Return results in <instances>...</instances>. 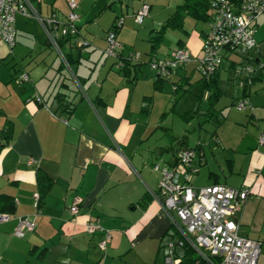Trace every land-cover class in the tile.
I'll use <instances>...</instances> for the list:
<instances>
[{"label":"crops","instance_id":"crops-1","mask_svg":"<svg viewBox=\"0 0 264 264\" xmlns=\"http://www.w3.org/2000/svg\"><path fill=\"white\" fill-rule=\"evenodd\" d=\"M75 1L80 15L78 35L63 43L64 53L55 49L43 24L33 17L16 16V37L24 36V42L16 41L10 48L0 38V194L10 198L0 200V214L10 215L6 221L0 220V264H163L166 243L180 237L175 223L179 221L174 212L162 208L156 196L160 175L153 164L172 163L178 150L187 145L173 148L167 157L166 148L152 139L162 126L154 127L149 116L156 101L168 103L165 85L170 83L171 90L177 92L181 83L189 87L194 72H199L196 59L202 55L211 9L204 20L182 11V27H169L161 33L162 25L183 0L166 16L157 14L159 18L149 16L152 6L143 0L149 4V19L140 28L133 24L144 20L137 23L133 16L142 3L129 13L128 4L123 9L122 0H116L118 5L115 0ZM33 2L41 17L55 15L51 30L58 35L56 27L66 18L69 0ZM110 2L113 14L103 19ZM184 14L195 20L191 30L186 27ZM118 17L123 20L117 30L121 47L119 55L113 57L104 49L107 31ZM36 24L38 34L44 35L38 40ZM261 27L264 14L256 21L254 47L259 57H255L254 47L225 50L222 64L212 77L205 78L199 72V95L208 92L203 112L216 124L215 143L198 144V170L190 178L195 187L222 183L248 191L232 216L240 236L259 241L256 264H264V145L258 143V135L264 132ZM97 28L99 35L93 33ZM168 31L178 32L176 44L160 54V49H152V40L162 34V42ZM37 44L46 51L54 50L57 62L43 53L38 62L25 61V51L32 52ZM176 47L187 49L192 60L168 77L156 76L147 65L149 58L168 57ZM132 52L141 53L140 62L120 66ZM63 54L74 61L73 71ZM225 59L228 69L223 77ZM243 71L231 88L233 109L225 116L224 108L218 106L221 88L232 77L229 73L236 77ZM22 73L29 76L28 81L20 79ZM216 92L220 96L213 105L215 121L207 112L209 97ZM240 98L249 101L245 109L234 106ZM184 112L180 115L188 121ZM163 129L171 138L169 128ZM7 130L9 134L5 135ZM38 172L50 179L49 184H39ZM201 175L205 183L198 186L196 181ZM75 201L79 212L73 215L69 207ZM19 216L33 218L36 223L22 237L14 234ZM88 222H97L110 232L104 250L98 246L102 231L88 232Z\"/></svg>","mask_w":264,"mask_h":264},{"label":"built area","instance_id":"built-area-1","mask_svg":"<svg viewBox=\"0 0 264 264\" xmlns=\"http://www.w3.org/2000/svg\"><path fill=\"white\" fill-rule=\"evenodd\" d=\"M68 5L66 18L57 25L59 34L55 35L51 30L55 26V15L41 17L33 0H0V38L12 48L16 42V16L33 17L43 24L51 44L61 53L57 44L58 38L75 37L79 30L80 15L76 11L78 3L69 0ZM210 9V28L203 38L202 55L196 59L197 69L205 78L212 77L220 68L223 51L251 49L256 45V21L264 14V0H212ZM148 12L149 4L143 2L134 14L135 21L141 23ZM122 22L121 17L116 18L107 31L104 53L108 56L119 55L121 44L117 40V30ZM80 44L78 42V45ZM140 56L141 53L132 52L124 62L137 64L140 62ZM191 60L187 49L176 47L168 57H150L147 65L156 76L168 77ZM124 62L119 65H125ZM20 79L28 81L29 76L22 73ZM35 97L40 100L38 95ZM248 105L246 98H240L234 103L239 110ZM258 143L264 145V132L258 135ZM195 157L196 148H180L172 163L153 164V169L160 175L156 196L162 208L168 213L174 212L179 221L175 223L180 237L170 239L166 243L163 264H180L177 248H182L184 243L197 254L198 260L195 264H200V261L208 264H256L260 243L255 239L240 236L238 223L232 216L246 200L248 191L222 183L193 186L190 178L198 170ZM69 210L73 215L79 212L77 201L70 205ZM9 218L7 213L0 214L2 221ZM35 226L33 218L19 216L14 234L22 237L26 230H33ZM85 229L90 233L102 231L103 238L98 246L104 250L111 237L110 232L103 230L97 222L86 223Z\"/></svg>","mask_w":264,"mask_h":264},{"label":"rangeland","instance_id":"rangeland-1","mask_svg":"<svg viewBox=\"0 0 264 264\" xmlns=\"http://www.w3.org/2000/svg\"><path fill=\"white\" fill-rule=\"evenodd\" d=\"M122 1H123V9L125 8L124 7L125 4H128L127 10L130 13L133 10V8L140 6L143 0H122ZM145 1L151 4L152 6L149 16L150 15L157 16L158 14L161 17L166 16L168 12H171V10H174L176 4H179L182 2V0H145ZM87 2H90V0H87ZM114 3H116L117 5L119 4L118 1L116 0ZM109 4L110 5H107L105 7L106 12L104 16L102 17L103 19H106L109 15L113 14L112 11L109 10L110 9L109 6H112L113 3L110 2ZM147 16L145 17L144 22L142 24L134 23L133 26L137 28L144 27L146 25V22L149 19ZM157 18L159 17L157 16ZM184 18L186 20V27L191 30L192 28L191 24H194L195 20L192 19L187 14H184ZM34 21L37 22L38 20H34ZM202 24L203 22L199 21V25H202ZM36 25H37L36 26L37 27L36 28L37 29L36 38L38 40V36L39 38L40 37L43 38L44 35L40 34L41 35L40 36L38 34V24ZM207 26H208L207 23H205L204 27H207ZM93 33H95L96 35H99L100 33L99 29L97 28L95 32ZM177 33L178 32L176 31L166 32V34L163 37V41L160 42L161 44L158 47H156L155 50L157 51L158 49H160L161 51L160 54L165 53V50L168 47L174 46L176 44V38H178ZM259 33L261 35V38H264V27H261V30L259 31ZM20 38H22L23 40ZM16 39H17L16 41H23V42L24 40H26L24 36L21 37L19 34L17 35ZM30 40L34 42V34L30 35ZM14 50L18 52L17 46L15 47ZM53 51H50V50L46 51L42 44H39V45L37 44V46L32 52L25 51L22 57H24L25 61L27 62H31V61L38 62V59L41 58V54L43 53L46 56L50 55V59L54 62H57L56 57H55L56 52L55 51L53 52ZM60 51L64 53L65 48L60 49ZM253 53L255 54V57H259L256 47H254ZM260 58L262 59V62H264V57H260ZM252 63L255 64L257 67L259 66V63L257 62H252ZM71 69L73 70V67ZM227 69H228V61L227 59H225L223 62V70L221 72L223 74V77L226 75ZM243 74H244V71L240 74L237 72L236 77H233L232 73H229V75L232 77H230V80L227 81V84L226 85L223 84V87L221 88L223 91V95L218 103V106L224 108L222 113L225 116H227L229 111H231L230 109H233V106L230 105V102H231V90H232L231 88L234 87V85L236 84L234 81L239 82V77H242ZM199 78H200L199 72L195 71L191 79L192 80L191 84H188L189 87L187 86V83H184V84L181 83L180 85L181 87H179L177 92H174L171 90L170 83L165 85V88H166L165 95L166 96L164 98L169 100L168 103H167V100H158V102L156 101L154 108L152 109V112L150 113V116H149L150 123H154L153 125L154 127L156 124H160L162 126V127L157 128V131L156 133H154L152 139L153 140L155 139L156 141L161 142V145H163V147L166 148L165 154L167 157H169V154L171 156V152L173 148H176L180 144H186L188 147L196 148L198 144L207 145L208 141H212L213 144L215 143L213 142L215 138L213 131L215 130L216 124L212 120H210L208 116H206V114L203 112L205 106L207 105L206 99H207L208 92L205 91L203 93V96L200 97L199 94L201 90V84L197 82ZM71 83L73 85V82ZM198 106H199V112L195 114L194 117L190 118L188 121L184 120L182 116L180 115L182 112L188 109L196 108ZM171 107H174V110H170ZM232 111H234L235 113L236 110H232ZM151 127L152 126H150L149 129H151ZM163 127L169 128L171 138L169 137V135H167V133L164 132ZM207 149L209 148L207 147ZM207 153L208 155H210V157L213 156L209 150H207ZM202 178L204 177L201 175V177L197 179L196 184L198 186H201L205 183Z\"/></svg>","mask_w":264,"mask_h":264},{"label":"trees","instance_id":"trees-1","mask_svg":"<svg viewBox=\"0 0 264 264\" xmlns=\"http://www.w3.org/2000/svg\"><path fill=\"white\" fill-rule=\"evenodd\" d=\"M212 0H183L182 4L178 6V8L174 11V13L166 19L165 23L162 25V28L160 32H164L166 28H181L182 27V18H181V12L186 11L188 12L192 17L195 19H207V11L211 7ZM113 24V23H112ZM162 34L158 35L157 37L153 38L152 40V49L155 50V48L158 46V44L161 41ZM70 38L68 37H59L57 40V44L59 48L61 49V46L63 43ZM49 42V41H48ZM64 59L67 63V65L72 68L74 61L71 59V57L67 54H63ZM128 64H135V63H125V65ZM73 71V70H72ZM81 80V79H78ZM204 86L209 87L208 82L203 83ZM220 96L219 92L212 93L209 97V107L207 114L209 117L214 118L213 120H217L215 117V113L213 112V105L218 100ZM199 112V107L189 109L185 111L182 115L187 116L189 118L193 117L195 114ZM9 134V131H5V135ZM37 180L39 184L43 183V181H46L47 184H49L50 179L43 174L42 172H38ZM46 184V185H47ZM10 199L8 196H5L3 194H0V200H7ZM4 203V202H3ZM10 204L12 205V202L10 201ZM177 256L180 258V264H195V262L198 260V256L195 253V251L186 243H184L182 249L180 252L177 251ZM200 264H208L204 261H200Z\"/></svg>","mask_w":264,"mask_h":264},{"label":"water","instance_id":"water-1","mask_svg":"<svg viewBox=\"0 0 264 264\" xmlns=\"http://www.w3.org/2000/svg\"><path fill=\"white\" fill-rule=\"evenodd\" d=\"M187 148H188L187 146L183 147V149H187Z\"/></svg>","mask_w":264,"mask_h":264}]
</instances>
